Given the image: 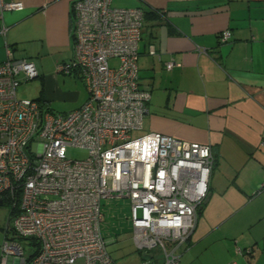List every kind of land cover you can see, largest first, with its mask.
Listing matches in <instances>:
<instances>
[{
  "label": "built area",
  "instance_id": "built-area-1",
  "mask_svg": "<svg viewBox=\"0 0 264 264\" xmlns=\"http://www.w3.org/2000/svg\"><path fill=\"white\" fill-rule=\"evenodd\" d=\"M22 8L0 0L1 11ZM70 9L72 57L55 69L83 81L87 98L80 107L53 112L19 97L18 87L38 77L35 65L15 58L10 47L0 63V200L10 206L11 223L0 264H111L100 227L108 198L130 200L138 252L180 264L208 194L212 148L159 132L133 136L143 130L151 97L138 68L142 8L72 0ZM6 31L2 26L0 34ZM230 35L222 31L221 44ZM148 53L158 56L153 45ZM69 146L86 149L87 157L67 158Z\"/></svg>",
  "mask_w": 264,
  "mask_h": 264
},
{
  "label": "crops",
  "instance_id": "crops-1",
  "mask_svg": "<svg viewBox=\"0 0 264 264\" xmlns=\"http://www.w3.org/2000/svg\"><path fill=\"white\" fill-rule=\"evenodd\" d=\"M4 1L23 8L0 10V29L7 28L0 34V63L12 48L15 58L36 67L40 89L32 99L51 110L54 99L77 101L69 111L80 107L85 86L63 91L54 70L72 57V0ZM121 2L119 7L162 13L145 18L139 44L140 83L151 91L143 128L209 144L213 152L208 194L180 264H264V0ZM224 30L231 35L221 44ZM150 45L159 57L148 53ZM171 60L173 67L166 69ZM70 77L76 79L70 75L64 85ZM129 220L131 225L130 214ZM132 246L130 253L111 255L112 262L162 261L158 253L138 252L133 240Z\"/></svg>",
  "mask_w": 264,
  "mask_h": 264
},
{
  "label": "rangeland",
  "instance_id": "rangeland-1",
  "mask_svg": "<svg viewBox=\"0 0 264 264\" xmlns=\"http://www.w3.org/2000/svg\"><path fill=\"white\" fill-rule=\"evenodd\" d=\"M121 1L123 0H112V5L119 6ZM115 63H116L115 60L110 61L111 66H114ZM54 66L55 65L53 64L52 68H54ZM59 76L60 79L58 83L63 91L78 90L79 92H81V90H83L84 83L76 75H74L76 77L75 79L76 82L75 80H73L74 78L70 77L73 81L72 80L70 81L69 79L70 82L67 83L66 85H64L63 82L65 80H68V77L70 75L60 73ZM38 79L39 78L36 77L31 80H28L25 83H22L18 87L19 97L29 98V99L36 98L39 93L38 91L40 89V82ZM75 102H68V101L59 102L58 100L54 99L52 100L53 103L52 110L56 112L69 111L71 108H74ZM147 131L148 130L144 126L141 132H133V136H138L140 133H145ZM87 154H88L87 150L80 147L69 146L66 149V157L72 160H82L87 157ZM102 211L104 216L100 227L106 239L110 240L109 243H107V250L110 256L115 255L118 258L120 257V255H122V252L125 251L126 249H128L126 250V253H130L132 250L131 247H133L132 237H131V225L129 220L130 200L128 198L105 199L103 200L102 203ZM9 215H10V206L6 204L0 206V246L4 239L3 229H5V227L8 225L9 222V218H10ZM113 232L116 233V236L115 235L109 236ZM9 234L11 236V232ZM133 252L135 253L134 249ZM77 263L82 264V260H77ZM111 264H115V263L112 262Z\"/></svg>",
  "mask_w": 264,
  "mask_h": 264
},
{
  "label": "trees",
  "instance_id": "trees-1",
  "mask_svg": "<svg viewBox=\"0 0 264 264\" xmlns=\"http://www.w3.org/2000/svg\"><path fill=\"white\" fill-rule=\"evenodd\" d=\"M138 7H140V8H142L143 9V12H144V16H143V25H144V20H145V18L148 16V15H150L151 13L153 14H159V15H162V13L161 12H158L157 10H151V11H147L146 10V8H144V7H142V6H138ZM127 8V7H126ZM143 25H142V33H143ZM141 39H142V36H141ZM141 41V40H140ZM139 44H140V42H139ZM138 53H139V48H138ZM38 101V100H37ZM53 111V110H52ZM53 112H56V111H53ZM200 209V208H199ZM199 209H198V211H199ZM4 230V232H5V229H3ZM109 253V252H108ZM110 255V254H109Z\"/></svg>",
  "mask_w": 264,
  "mask_h": 264
},
{
  "label": "water",
  "instance_id": "water-1",
  "mask_svg": "<svg viewBox=\"0 0 264 264\" xmlns=\"http://www.w3.org/2000/svg\"><path fill=\"white\" fill-rule=\"evenodd\" d=\"M2 205H3V202L0 200V206H2ZM143 255H146V254L143 253Z\"/></svg>",
  "mask_w": 264,
  "mask_h": 264
}]
</instances>
